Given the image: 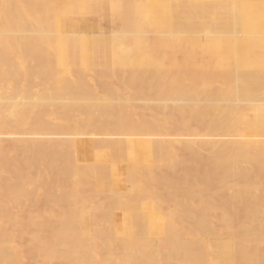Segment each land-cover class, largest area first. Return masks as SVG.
Returning a JSON list of instances; mask_svg holds the SVG:
<instances>
[{
  "label": "bare ground",
  "instance_id": "1",
  "mask_svg": "<svg viewBox=\"0 0 264 264\" xmlns=\"http://www.w3.org/2000/svg\"><path fill=\"white\" fill-rule=\"evenodd\" d=\"M109 1V37L0 8V264H264V0Z\"/></svg>",
  "mask_w": 264,
  "mask_h": 264
},
{
  "label": "rangeland",
  "instance_id": "2",
  "mask_svg": "<svg viewBox=\"0 0 264 264\" xmlns=\"http://www.w3.org/2000/svg\"><path fill=\"white\" fill-rule=\"evenodd\" d=\"M17 1L18 0H1V4H0V8L3 10V11H5L4 13H3V15L5 16L6 15V11H9V16L7 17V15H6V17L7 18H9L10 17V19L11 20H15L16 18H17V20H18V23H17V21H15L14 23H16V27H19L20 26V24H19V22L22 24V25H24L26 22H27V20H29V18H30V22L28 21V24L26 25L27 27H25V29L27 30V31H29V32H27L28 33V35L29 36H39V34L42 36L43 34H45L44 36H49V34H50V37L51 38H53V39H55V36L56 35H59L57 32V34L55 35V31H56V28L58 27L59 29L60 28H62L63 27V30H64V32H63V34H65L64 36H66V34H69L70 35V33H73V35H85V33H86V35H90V36H92V37H109V36H112V34H113V32H118V31H121V22H118L119 23V25H118V23H117V21L119 20L120 21V19L118 18V17H116V16H114V14H113V5H111L112 3H111V1H109V0H104V7H105V9L106 10H108V8H109V11H107V14L106 15H108V16H106V15H104V17H102L101 16V21H100V16L99 15H97V18L95 19V16L96 15H92L91 16V14H87V13H80V14H78V13H76V12H74V10H73V12L71 11L72 10V5H70L71 3L70 2H67V1H60V0H38L37 2L38 3H36L35 4V1L36 0H32V2H30V9H32L31 11H30V9H29V0H22V2H21V5H22V3H23V5L22 6H28V7H26L25 8V10H27V9H29V11H30V15H29V13H26L27 15H28V17L27 16H25L26 14H25V10L23 9V7H21V5H20V1H18L19 2V5L18 6H16V5H11L10 6V3H14V4H17ZM31 1V0H30ZM50 1H52L51 3H50ZM57 1V2H56ZM4 2L6 3V4H4ZM55 2H56V4H55ZM62 2V3H61ZM66 2H67V4H66ZM4 5H3V4ZM32 3H33V5H32ZM42 3V4H41ZM110 3V4H109ZM28 4V5H27ZM39 4V5H38ZM45 4V5H44ZM69 4V5H68ZM6 5V6H5ZM42 5H44L43 7H41ZM52 5V6H51ZM58 5V6H57ZM62 5V6H61ZM111 5V6H110ZM3 6V7H2ZM35 8H34V7ZM40 6V8H42V11L38 8ZM50 6V7H49ZM56 6V7H55ZM61 6V7H60ZM65 6H66V8H65ZM69 6V7H68ZM108 6V7H107ZM11 7V8H10ZM17 7V8H16ZM49 7V8H48ZM111 7V8H110ZM53 8H55V9H53ZM64 10H63V9ZM69 8H70V10H69ZM9 9V10H8ZM15 9H16V11H15ZM12 12H11V11ZM20 10V11H19ZM33 10H35V11H33ZM44 10V11H43ZM49 10V11H48ZM111 10V11H110ZM1 11V10H0ZM14 11V12H13ZM38 11H39V13H41V14H39L40 15V17H39V15L38 14H35V13H38ZM59 11V12H58ZM61 11V12H60ZM65 11V13H63ZM71 11V12H70ZM11 12V13H10ZM18 12H21L20 14H25L24 16H20L21 18H19L18 17V15H17V13ZM28 12V11H27ZM8 13V12H7ZM13 13H16V14H13ZM46 13V14H45ZM63 13V14H62ZM68 13V14H67ZM69 13H70V15H69ZM74 15L75 13H76V16L74 15V17H72L73 15ZM10 14L11 15H16V16H14V17H12V16H10ZM19 14V15H20ZM45 15V17L43 16V15ZM49 15V16H46V15ZM82 14V15H81ZM0 15H2V14H0ZM2 15V17H4ZM69 15V16H68ZM79 15V16H78ZM85 15V16H84ZM30 16V17H29ZM41 16H43V17H41ZM1 17V16H0ZM5 17V18H6ZM23 17H25L24 19H23ZM36 17H37V19H36ZM52 17H53V19H52ZM60 18V19H58V21L60 20V22H61V25L60 24H58V23H60V22H56L57 23V25H56V23H55V21H56V19L55 18ZM93 17V18H92ZM116 17V19H114ZM13 18H15V19H13ZM47 18V19H46ZM49 18H51V19H49ZM68 18H71V19H68ZM73 18V19H72ZM76 18V19H75ZM86 20H85V19ZM98 18H99V20H98ZM112 18V20H110ZM4 19V18H3ZM25 19H27V20H25ZM42 19H44V20H42ZM63 19V20H62ZM66 19V20H65ZM68 19V20H67ZM79 19H81V20H84L83 21V23H82V28H81V30L80 31H76L77 30V28L75 27V25H74V21L73 20H75V22H76V20H79ZM92 19V20H91ZM113 19H114V22H113ZM39 21L42 25L41 26H39L40 25V23H39V25H38V23H36L37 21ZM47 20V21H46ZM52 20V21H51ZM96 20H97V23H95L96 22ZM5 20H3L2 21V19H1V22L3 23ZM25 23H24V22ZM31 21H32V23H31ZM65 21V22H64ZM67 21V22H66ZM104 21V23H102ZM111 21H112V23L114 24H116V25H113V24H111ZM43 22V23H42ZM2 23H0V25L2 24ZM49 23H51V24H53V26L55 25L56 26V28L54 29L55 31H53L52 30V32L50 31L51 29H53L54 27H50V25H49ZM69 23V24H68ZM18 24H19V26H18ZM30 24V28H28V25ZM32 24H33V28H32ZM45 24L46 25H48V27L47 26H45ZM65 24V25H64ZM70 25H72V26H70ZM43 26H44V29L46 28V30H47V28L49 29V31L51 32H49L48 30V32H42V33H40L41 31V28H42V30L44 31V29H43ZM68 26V27H67ZM88 26V27H87ZM71 27H75V28H71ZM85 27H86V29H85ZM101 27H102V29H101ZM109 27V28H108ZM28 28V29H27ZM40 28V29H39ZM30 29L32 30V31H30ZM38 29V30H37ZM58 29V30H59ZM104 29V30H103ZM113 29H115L113 32L111 31V30H113ZM33 30H35V31H33ZM45 30V31H46ZM57 30V31H58ZM40 31V32H39ZM31 32H35V35L34 34H31ZM66 32H68V33H66ZM111 32H112V34H111ZM31 35H30V34ZM81 33H83V34H81ZM106 34L105 36H104V34ZM110 33V35H108ZM54 34V35H53ZM101 34L103 35V36H101ZM53 35V36H52ZM72 35V34H71ZM72 35V36H73ZM88 35V36H89ZM98 35V36H97ZM146 35L149 37V38H153V36H154V34L151 32V31H147V33H146ZM57 37V36H56ZM54 42H55V40H54ZM53 42V40L51 41V43L52 44H55ZM31 43V42H30ZM52 46V45H51ZM51 46H50V50H52V52L51 53H53L54 51H53V48H51ZM55 48V47H54ZM52 57V56H51ZM52 58H54V60L52 59V65H54V64H56V61H55V58H56V54L55 55H53V57ZM54 61H55V63H54ZM30 64H31V62H30ZM93 83H95V82H93ZM97 83V82H96ZM100 86L98 83L97 84H95V87H97V86ZM93 88H94V86H92ZM39 89H41V87H36L35 88V90H39ZM100 89H101V86L100 87H97L96 88V90L97 91H99L100 92ZM40 91V90H39ZM101 92H100V96H101ZM124 96V94H120V95H118V98H124L123 97ZM117 98V97H116ZM142 101H144V100H142V99H137L136 100V102H135V104L138 106L139 104H140V106H138V107H140V108H147L146 109V111H149L148 110V107L150 106V103L149 104H147V103H145L144 102V106H143V102ZM147 105V106H146ZM86 135H88V136H86ZM99 135V134H98ZM98 135L97 134H93V133H84V134H77V135H71L70 137H72V138H75L76 139V141H77V156H78V158H79V162H80V164H83L84 162H86L84 165H89L88 163L90 162V165L91 164H94L95 163V161H96V157H95V154H97L98 153V149H99V151H102L101 149L103 148H101V146H98V144L97 143H95L96 141H98V139H94L96 136V138H99V139H101V137H104L103 135H99V137H98ZM5 135H0V137H4ZM17 137L18 136H20V135H16ZM22 136H24L25 138H27L28 137V135H21V137ZM54 136V135H53ZM95 136V137H94ZM173 136V135H172ZM172 136H170V137H172ZM52 137V136H51ZM56 137H66V136H56ZM67 137H69V136H67ZM106 137H113V136H105L104 138H106ZM178 138L177 136H173V138ZM93 143H95V144H93ZM99 143V142H98ZM81 144V145H80ZM97 147V148H96ZM98 147H100V148H98ZM95 149L97 150L96 152L97 153H95ZM104 150H105V148H103ZM85 150V151H84ZM85 154V155H84ZM85 157V158H84ZM88 162V163H87ZM129 185V187H127ZM126 187L129 189L130 188V184H127L126 185ZM117 197H119L118 195H117ZM146 201H148V200H146ZM38 207H39V210H42L43 208H44V205L42 204V203H40V205H38ZM42 208V209H41ZM119 207H116V209H117V211L119 210V212H117V211H115V209L113 210V214H115V213H117V214H115V216L114 215H112V220L113 219H115V220H113V221H115V222H117V223H123L124 222V220H125V217H126V213H125V210L124 209H118ZM115 212V213H114ZM123 213V215H122V213ZM122 216V217H121ZM125 216V217H124Z\"/></svg>",
  "mask_w": 264,
  "mask_h": 264
}]
</instances>
